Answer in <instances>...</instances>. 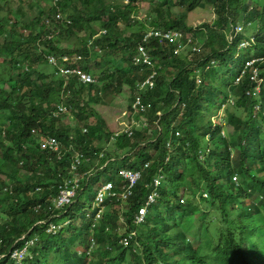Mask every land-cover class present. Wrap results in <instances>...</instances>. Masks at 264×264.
Masks as SVG:
<instances>
[{
    "label": "trees",
    "instance_id": "16d2710c",
    "mask_svg": "<svg viewBox=\"0 0 264 264\" xmlns=\"http://www.w3.org/2000/svg\"><path fill=\"white\" fill-rule=\"evenodd\" d=\"M143 2H154L146 19L150 27L185 31L197 38L203 34L206 40L202 52L192 58L176 54L173 44L150 41L148 47L157 77L155 87L143 94L144 103L150 106L144 114L146 127L136 131L133 138L121 136L116 140L118 148L124 150L122 154H129L94 176L92 182L107 173V181L118 184L119 169L141 170L150 163L126 203V231L137 228L134 213L148 193L146 183L159 168L170 181V190L159 188L157 201L165 207L164 214L159 209L156 215L149 210L138 227L141 230L147 224L149 228L141 230L143 236L137 240L141 248L135 252L133 242L130 249L120 244L121 237L117 234L120 212L107 213L95 229L99 249L94 252L93 263L123 264L129 260L132 264H264V4L249 6L247 0H59L57 6L21 26L6 20L9 26L10 21L13 24L10 34L0 16V34L6 37L2 46L4 60L16 71L0 94V123L3 113L11 116L8 125L0 124V213L7 216L0 219V264L89 263L90 256L70 251L76 243L90 247L93 226L89 219L74 221L65 229L70 235L62 232L49 235L45 225L34 224L50 215L46 199L56 195L59 174L70 165L73 153L70 145L94 157L106 146L95 143L103 137L107 142L111 140L112 134L106 130L103 119L98 120L95 128L89 127L88 133L80 127L94 116L92 105L103 104L108 95L120 94L124 85L135 94L137 84L151 75V68L135 65L133 61L147 31L138 15ZM211 7L216 13L215 20L198 26L190 24L191 13ZM57 12L71 20V24L59 25L66 26L67 36L79 38L75 48L60 46L62 32L56 40H45L49 30L44 20L53 18ZM140 22L138 31L128 30ZM238 23L244 25L246 33L235 34L230 42L231 25ZM259 23H263V28H259ZM95 24H101L100 32L95 30ZM250 27L256 31L255 43L239 50L241 41L250 38ZM50 54L82 56L83 60L72 66L90 73L95 82L83 84L76 76L68 75L47 83V76L37 68L42 59L50 65L46 60ZM252 59H261L256 62L262 80L260 98L247 95L254 86L250 74L236 83ZM55 71L58 73V68ZM53 94L63 96L60 104L75 112V127L68 128L62 123L61 119L68 114L55 116L59 104L50 102ZM86 96L91 102H84ZM230 99L234 105H227L221 118L222 107ZM257 104L260 113L255 111ZM217 117L219 121L214 119ZM224 128L231 129L233 134L223 138ZM48 136L62 142L65 160L50 159V154L41 149L40 139ZM168 142L172 146L170 154L166 149ZM208 149L210 153L203 162L199 153ZM119 154L109 157H123ZM166 156L169 160L164 163ZM191 170L194 174H188ZM235 173L242 177V182L234 181ZM11 185L13 194L6 192ZM36 187H42V191L36 192ZM247 188L258 198L246 201ZM169 191L180 192L174 203L170 202ZM239 192L243 193L241 197ZM200 196L221 211L220 217L208 220V213L201 208L205 204L198 201ZM36 204L44 208L37 212L33 209ZM202 214L205 218H201L202 229L198 228V232L180 228L186 216ZM220 218L224 224L214 225ZM25 235L26 241L36 236L38 241L30 248L33 258L19 263L10 253L13 247L25 246L26 241L15 245ZM196 235L202 239L198 241ZM100 255L103 256L100 260L95 258Z\"/></svg>",
    "mask_w": 264,
    "mask_h": 264
},
{
    "label": "built area",
    "instance_id": "2783aa9c",
    "mask_svg": "<svg viewBox=\"0 0 264 264\" xmlns=\"http://www.w3.org/2000/svg\"><path fill=\"white\" fill-rule=\"evenodd\" d=\"M53 1L54 5L57 6L59 0ZM61 23L71 24V20L66 18L62 14V12H57L53 16V18H45L44 24L49 30V34L45 36V40H52L61 33L58 28V24ZM258 26L259 28H263V23H259ZM243 30L244 25L241 23L232 25V33H230L229 35V40L232 41L235 34H240L243 32ZM255 39V36H251L250 38L242 40L239 44V50H244L252 47V45L255 43ZM151 40H155L159 43L173 44L175 46L176 54H181L184 51L188 50L191 55H196L202 52L204 45L198 42L197 37H195L192 33H187L185 31L171 30V28L170 30H163V28L151 27L148 31L145 32L142 42L137 47V53L134 56L133 61L135 65L151 68V75L144 81H141L137 84V91L133 96L129 108L121 113V115L129 119L128 123L126 124V127L124 129L114 133L112 141H116L121 136L133 138L136 131L141 130V124L142 127H144V125L146 127V120L141 119L137 123L134 118L130 117H132V115L134 114H137L139 115V117H141L148 111L150 107L144 103L143 94L148 92L149 90H152L156 84L155 80L157 77V73L154 70V62L151 58L150 50L148 47ZM40 42L41 40L38 41V43ZM46 60L50 65L58 68V72L62 76H76L78 80L83 84H91L95 82V79L90 73L84 71L79 67L72 66V64L79 63L83 60V57L80 55L55 56L53 54H50L46 56ZM259 60L261 59H252L251 61H248L242 73L240 74V77L236 80V83L238 84L247 73L250 74L251 80L253 81L254 85L252 90L247 92V95L250 97L258 98L261 93L262 80L260 79V69L258 68V66H256V62ZM213 64L215 65V61H213ZM26 70H28V67H26ZM199 82L202 83L201 78H199ZM229 104L234 105V100L230 99L227 104L223 105L222 109L225 110L227 105ZM255 111L257 113L261 112L260 105L257 104L255 106ZM71 112L72 108L70 106L59 104L55 111V116L70 114ZM84 133H88V130H84ZM222 135L223 137L226 136L224 130L222 132ZM175 136L179 137V134L176 133ZM39 145L42 150L47 151L50 154V159L56 158L58 161L65 160V149L63 148L62 142L58 138L51 136L43 137L40 139ZM69 149L73 152L71 154L70 165L65 171L59 174L60 181L57 185L56 195L51 194L46 199V202L48 203L46 205V209L47 212H50V215L47 218L39 219L35 222V226L45 225V231L49 235H57L62 232L63 229L65 230L66 228L71 226V218H67L64 222H58V220L72 213L73 208L77 203L81 201L83 195L86 194L88 189L91 187L93 177L98 173L104 171L105 169L112 167L116 162H120L124 157H126V155L129 154L121 153L118 156L123 155V157L113 159L115 156L106 157L102 152L98 156L90 157L86 153L73 149L72 145H70ZM166 149L169 154L172 152V146L170 142L166 144ZM209 153L210 149H208L207 151H200V159L203 162L206 161ZM168 160L169 156H166L164 159V163H166ZM148 168H150V163H146L141 170L121 168L118 171V184H115L112 181H106L104 184L98 185L96 194L92 202V211L89 210L86 214L93 226V234L90 238V247L88 249L86 247H83L84 250H78L79 255H88L90 257L94 256V252L99 249V244L94 237L95 229L101 225V221L104 219V216H106L107 213H111L113 210L121 211V214L119 215V218L117 220V233L121 230L122 225L126 226L124 234L119 235L121 237L120 244L125 247V249H130V247L134 245L133 251H139L141 247L139 246V244H137V240L143 236V232L138 227L142 225L146 220L150 207L158 200L159 188L165 179L161 168L157 170V173L152 176L150 181H148L145 185L148 193L143 197V200L140 202L141 205L137 207V211L133 216L134 225L137 228L131 230L129 233H127L126 231L128 225V218L125 216V213L128 212L126 203H128V201L134 195L136 188L144 178V170ZM233 179L234 181L238 182L240 180L239 174L235 173L233 175ZM52 188L53 187H51V189ZM35 190L36 192H41L42 187H36ZM6 192H10L11 194L14 193L12 185L6 188ZM180 201L184 202V198H180ZM43 208L44 207L42 204H36L33 207V209L37 212ZM73 213L77 214V211H74ZM107 230H109V228H107ZM20 241H26V235L18 240L15 245H17ZM37 241L38 237L36 236L31 238L29 241H26V244L22 247V249H16L13 247L10 253L12 254V258L19 263L27 259V257L32 259L33 255L30 248ZM132 242L134 243L133 245Z\"/></svg>",
    "mask_w": 264,
    "mask_h": 264
},
{
    "label": "rangeland",
    "instance_id": "374dc122",
    "mask_svg": "<svg viewBox=\"0 0 264 264\" xmlns=\"http://www.w3.org/2000/svg\"><path fill=\"white\" fill-rule=\"evenodd\" d=\"M249 3V6H256L257 3L262 5L264 4V0H247ZM155 2V1H154ZM154 2H143L140 5V9L138 11V15H139V20L140 21H144L145 24V28L148 31L150 27L148 19L149 18V7L151 5L154 4ZM0 5L2 7V10L0 11V16L4 18V25L7 26L6 31L8 34L11 33V31L13 30L12 26L13 24L11 23V21H13V23H17L19 26L23 25L25 22H31L34 18H36L40 13H43L45 11H48L47 9L51 8L52 6H54V1L53 0H0ZM12 10V11H11ZM176 11V10H175ZM65 17L67 15L63 14ZM67 18V17H66ZM8 19H11L10 21V26L7 24ZM216 19V13L214 8H208V9H204V8H198L197 10H195L193 13H191L190 15V24H193L195 26L201 25V23L207 22V21H213ZM146 20V21H145ZM142 23L140 22L138 25L132 27V28H128L129 31L134 32V31H138L139 28L141 27ZM65 27L63 24L60 26L58 24V28L59 30L63 33L62 39H60V46H62L63 48H75L78 45V37L77 36H73V37H69L66 35L65 32ZM94 28L97 32H100V28H101V24H95ZM103 34H105V31L102 32ZM129 33V32H128ZM242 33H246L244 30ZM256 31L254 30L253 27L249 28L248 31V36L251 37L253 35H255ZM101 34V33H100ZM100 34H98L96 37H98ZM59 35H57L55 37V40L58 38ZM5 36H2L0 34V94H1V90L4 86H6L7 82L10 81L12 79V77H15V69L13 66H11L9 63H6L4 60V54H3V47L5 46L4 44H6V40H5ZM198 39V42H200L201 44H204L205 40H206V36L205 35H200ZM245 50V49H244ZM184 56H190V58H192L194 55L190 54L188 50L183 52ZM92 58H95V56H93ZM96 60V59H95ZM41 73L45 74L47 77V83H50L52 81L57 82L58 80H60L62 78V75L58 72L55 71V67L52 65H48L44 59H42L38 65L37 68ZM201 72V71H200ZM7 87V86H6ZM135 94L132 93L131 89L127 86L124 85L122 88V92L120 94L117 95H108L107 97L103 98L104 103L103 104H94L92 105V112L94 113V116L91 117L90 119H87L86 122H82L80 127L83 130L88 129L89 131V127H93L95 128V125L97 123H99V119H103L106 122V130L109 131V133L112 134V137L114 136V133L121 131L122 129H124L126 127V124L128 123V120L126 117H124L123 115H121V113H123V111L127 110L132 102L133 96ZM62 98L63 96H61L60 94H53L50 97V102L53 104H60L62 103ZM260 98V96L258 97ZM84 102H91L89 101L88 97H84ZM227 108V107H226ZM234 106H228V109H233ZM227 109V110H228ZM226 110V109H225ZM222 109L221 113H220V117H224L226 111ZM75 113V112H74ZM73 111L66 115L62 120V123L64 125H66V127L68 128H73L75 127L76 124V120H75V115H74ZM10 115H6V113H3L1 116L2 119V123L0 124H9L10 123ZM130 118H134L135 121L138 123V121H140L141 119H144V115L139 117V115L134 114L132 115V117ZM216 121H219L220 119L214 118ZM124 124V125H123ZM142 124L140 125V129L142 130ZM226 133V136L223 138H227L228 135L233 134L231 129H223ZM229 131V132H228ZM103 136V133H102ZM112 137L110 142H107L106 139H104V137L96 142L95 144L97 145H102L103 143H106V146L104 147L105 151H103L102 153H104L105 156L109 157L113 154H117V153H123L124 150H121L118 148L117 146V141H112ZM103 146V145H102ZM207 151V150H205ZM188 174H194V171H187ZM164 174V181L162 182L160 188L163 187H170V181H168L166 179L167 174ZM106 175L107 173H104L102 175H100L99 177L96 178L95 182H92L91 187L88 189V191L86 192V194L83 195V198L81 199V201L79 203L76 204V206L73 208L72 213L67 215L66 217L59 219L58 222H64L67 218L68 219H72V224L74 221H82V218L88 220V217L86 216L87 212L89 210L92 211V202H93V198L96 194V190L99 184H104L107 179H106ZM97 182V183H96ZM242 182V177L240 176V181ZM98 184V185H97ZM188 184L191 185L193 183H191L190 181H188ZM256 185V184H254ZM171 188H173V186H171ZM170 190V188H169ZM174 190V189H173ZM180 192L179 191H169L168 196L171 197L170 198V202L174 203L176 201V199L178 198ZM187 196L189 197L188 193H186ZM238 197H241L243 195V193L239 192L238 193ZM245 198L246 201H252L254 199H257L258 196L256 195L255 192H252L251 189L247 188L246 192H245ZM186 196V195H185ZM198 201L205 204L202 205L201 208L208 213V220H212L214 219V217H220L219 214H221L220 210H217V208H214L213 206H210V202H207V200H202V196L198 197ZM243 198V197H242ZM245 198H243L245 200ZM16 200V199H15ZM165 207L163 206V204L161 202H156L154 203L151 207H150V212L155 214L159 211L163 213V209ZM77 211V214H74L73 212ZM119 211V210H118ZM121 214V211H119ZM210 213H216L215 215H210ZM179 211L175 213L176 217H179ZM74 215V217L72 218V216ZM210 215V216H209ZM6 213H0V219H4L6 218ZM201 218H205L204 215L202 214V216L199 215V217H197L196 215L192 216H186L185 217V224L184 222H181V226L180 228H189L194 231H197L198 228H200L203 224V220H201ZM38 221V220H37ZM210 222V221H209ZM184 224V225H183ZM224 224V221L222 218H220L219 221H216L214 225H219L222 226ZM35 225V224H34ZM147 225V224H146ZM146 225H144L143 227H141L142 231H147V229L149 227H147ZM125 225L121 226V230L118 231V235H122L125 232ZM202 229V227H201ZM198 232V231H197ZM63 234H68L70 235L68 232H66L64 229L62 230ZM189 233V231H188ZM198 241L200 239H202V237H200L199 235H196ZM84 246H82L80 243H76L73 245V249L70 250L71 253H78V250H84L83 249ZM96 248V246H95ZM94 248V249H95ZM102 255L105 254L101 253ZM103 256H96L95 258L97 259H101ZM92 260V262H91ZM94 256H91L89 259V263L88 264H94ZM123 264H132L131 262H125Z\"/></svg>",
    "mask_w": 264,
    "mask_h": 264
},
{
    "label": "water",
    "instance_id": "95a60500",
    "mask_svg": "<svg viewBox=\"0 0 264 264\" xmlns=\"http://www.w3.org/2000/svg\"><path fill=\"white\" fill-rule=\"evenodd\" d=\"M231 33H232V25H231ZM230 42H232V41H230Z\"/></svg>",
    "mask_w": 264,
    "mask_h": 264
}]
</instances>
